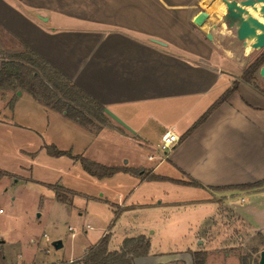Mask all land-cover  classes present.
Here are the masks:
<instances>
[{
    "label": "crops",
    "instance_id": "0c3cea01",
    "mask_svg": "<svg viewBox=\"0 0 264 264\" xmlns=\"http://www.w3.org/2000/svg\"><path fill=\"white\" fill-rule=\"evenodd\" d=\"M202 1L219 4L217 0H0V51L10 46L20 52L30 49L133 130L104 111L103 123L93 118L94 125L84 127L20 92L9 107L11 121L2 119L6 109L0 110V129L23 128L37 135L42 146L33 162L39 153H46L44 145H53L105 167L144 169L172 180L191 178L202 186L141 181L123 172L99 180L69 157H52L62 159L56 164H65L54 168L48 162L50 171H57L55 182L78 194L72 205H65L82 201L83 212L92 209L88 215L99 224L87 225L90 232L84 231L82 239L71 235L68 254L59 261H78L108 234L111 252L126 239L142 236L150 242L149 255L135 264H163V257L179 253L192 262L191 253L196 251L206 252L208 264L211 249L200 248L204 239H211V227L224 219L223 213L260 239L259 254L264 250V94L239 80L247 59L261 50L219 27L220 14L208 13ZM234 83L236 90L188 133ZM166 132L175 134L179 143L155 159L149 147L159 144ZM140 150L145 165H139ZM256 184L260 186L248 187ZM184 208L198 210L201 216L194 224L183 222L180 231L176 224L181 220L171 223L169 213ZM122 226L127 230L118 233ZM117 234L121 237L112 244ZM175 235L189 243L170 255L153 250L156 242ZM218 258L225 264L232 257ZM234 260L240 264L239 258Z\"/></svg>",
    "mask_w": 264,
    "mask_h": 264
},
{
    "label": "rangeland",
    "instance_id": "374dc122",
    "mask_svg": "<svg viewBox=\"0 0 264 264\" xmlns=\"http://www.w3.org/2000/svg\"><path fill=\"white\" fill-rule=\"evenodd\" d=\"M201 7L209 10L208 13L213 12L214 15L221 12L219 6L210 1H202ZM203 18L205 19V16ZM3 53L12 55L22 52L19 48L10 46ZM256 84L260 89L259 93L264 94V78L257 79ZM17 92L25 91L0 90V110L6 109L2 119L11 121L9 107L16 100ZM41 144V139L27 129L13 128L11 131L0 129V171L9 174L0 177V264H68L59 260L68 254L71 235L79 240L84 238V231L90 232L87 225H94V228L99 226L88 215L89 211L92 213V209L83 212L82 201L75 200V204L68 208L67 205L55 200L52 190L47 187L49 184L31 180L36 177L55 184L57 171H50L48 167L51 166L48 162H53L54 168L65 167L64 163L56 164L62 159L56 161V158L46 157V153H39L37 161L33 162L32 158L36 156ZM149 150L155 159L161 156L158 144L150 146ZM145 160L144 152L140 150L139 165L144 164ZM200 216L198 210L194 212L188 208L169 213L171 223L176 219L181 220V223L176 224L180 231L184 229L183 222L198 221ZM222 216L224 219L211 227V239L208 241L204 239L206 244L203 243L200 248L211 249L209 253L213 258H209L208 264H220L216 258L222 259L226 254L232 258L227 259L225 264H237L234 259L242 257L246 264H258L262 244L260 239L256 235L252 237L231 214L223 213ZM124 228L125 226H122L118 233L127 230ZM178 230L175 232H180ZM180 236L159 240L154 244L153 250L167 255L169 252L183 249L189 241ZM120 237V234L115 235L112 244L117 243ZM55 241H61L63 248L56 250L52 245ZM163 261L166 262L163 264L192 263L191 258L185 253L171 254L163 257Z\"/></svg>",
    "mask_w": 264,
    "mask_h": 264
},
{
    "label": "trees",
    "instance_id": "16d2710c",
    "mask_svg": "<svg viewBox=\"0 0 264 264\" xmlns=\"http://www.w3.org/2000/svg\"><path fill=\"white\" fill-rule=\"evenodd\" d=\"M264 63V55L256 63L250 65L242 76L243 81L250 83L254 79V73ZM236 83L231 89L225 91L213 106L196 122L188 131H192L197 125L203 122L207 116L219 106L232 91L236 90ZM0 90L17 91L24 90L37 102L46 107L63 113L68 119L84 126H93V118L103 123L101 118L103 108L91 100L84 92L73 85L61 73L44 61L28 48H24L22 53L5 55L0 51ZM43 149L48 156H66L79 163L84 172L96 179L110 178L116 173H127L132 176H139L141 181H168L178 185L202 188L195 180L188 178L187 181L172 180L157 176L144 169L135 170L122 167H105L98 163L89 161L82 156H74L71 152L58 150L53 145H44ZM7 172L0 171V177L8 176ZM260 185L248 186L256 188ZM47 187L54 192L55 200L62 204L72 205V199L77 193L63 188L58 183L49 184ZM90 199V198H88ZM110 206L114 207L113 204ZM119 211L114 212L115 217ZM109 235L103 236L96 244L89 247L83 257L70 264H135V260L149 255L150 242L144 237L126 239L123 241L118 251H109ZM192 264H205L206 253L196 251L191 253ZM240 264H246L245 259L239 258Z\"/></svg>",
    "mask_w": 264,
    "mask_h": 264
},
{
    "label": "water",
    "instance_id": "95a60500",
    "mask_svg": "<svg viewBox=\"0 0 264 264\" xmlns=\"http://www.w3.org/2000/svg\"><path fill=\"white\" fill-rule=\"evenodd\" d=\"M225 13L221 18L224 26L231 31L235 38L249 45L251 49L261 50L264 48V0H222ZM207 15L205 20H207ZM207 39L211 35L207 34ZM259 75L264 78V64L258 70ZM20 95V92H17ZM116 123L133 133L121 119L107 109L103 110ZM53 247L58 250L62 247L60 241L53 242ZM258 264H264V250L259 254Z\"/></svg>",
    "mask_w": 264,
    "mask_h": 264
},
{
    "label": "flooded vegetation",
    "instance_id": "af4514ba",
    "mask_svg": "<svg viewBox=\"0 0 264 264\" xmlns=\"http://www.w3.org/2000/svg\"><path fill=\"white\" fill-rule=\"evenodd\" d=\"M218 2H219V4H222L223 6H224V4H223V2H222V0H217ZM219 4H218V6H219ZM220 13V15L218 16V23H219V27H224V29L225 30H227V28L224 26V24H223V22L221 21V18L223 17V15H224V13H225V9H224V11H221V12H219ZM228 31V30H227ZM236 39V38H235ZM237 40V39H236ZM238 41V40H237ZM243 44V43H242ZM254 50V49H253ZM264 55V48L263 49H261V51H259V53H257L256 55H254V56H252V57H250L249 59H247V66H246V68L242 71V73H241V75L239 76V80L240 81H242V82H244V83H246L245 81H243V79H242V76H243V74H244V71L250 66V65H252V64H254V63H256L259 59H261V57ZM264 64V63H263ZM262 64V65H263ZM261 65V66H262ZM260 68V67H259ZM259 70V69H258ZM258 70L254 73V79L250 82V83H246V84H251L253 87H254V89L259 93L260 92V89H259V87H258V85L256 84V80L257 79H260V78H262L260 75H259V73H258ZM255 74H257L258 75V78L256 79V77H255Z\"/></svg>",
    "mask_w": 264,
    "mask_h": 264
},
{
    "label": "built area",
    "instance_id": "2783aa9c",
    "mask_svg": "<svg viewBox=\"0 0 264 264\" xmlns=\"http://www.w3.org/2000/svg\"><path fill=\"white\" fill-rule=\"evenodd\" d=\"M179 143V138L171 133L166 132L163 134L160 138V142L158 144L159 152L161 153V156L164 157L166 154L172 151L174 147H176ZM149 160L153 159V157L148 158Z\"/></svg>",
    "mask_w": 264,
    "mask_h": 264
},
{
    "label": "bare ground",
    "instance_id": "6f19581e",
    "mask_svg": "<svg viewBox=\"0 0 264 264\" xmlns=\"http://www.w3.org/2000/svg\"><path fill=\"white\" fill-rule=\"evenodd\" d=\"M216 5V4H215ZM219 9L221 10V11H224V6L222 5V4H219Z\"/></svg>",
    "mask_w": 264,
    "mask_h": 264
}]
</instances>
